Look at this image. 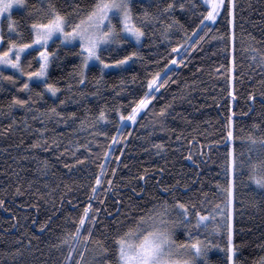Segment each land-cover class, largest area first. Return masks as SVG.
Returning <instances> with one entry per match:
<instances>
[{
    "label": "snow or ice",
    "instance_id": "obj_1",
    "mask_svg": "<svg viewBox=\"0 0 264 264\" xmlns=\"http://www.w3.org/2000/svg\"><path fill=\"white\" fill-rule=\"evenodd\" d=\"M139 2L0 0V81L16 84L21 77H27L19 87L29 94L27 98L13 96L9 107L20 106L32 111L33 105L37 100H43L46 93L58 99L61 88L51 82L50 68L60 59L61 50L80 58L74 72L76 83L84 86L93 70L99 72L102 80L106 70L125 72L130 68V62L142 59L143 54L138 48L128 51L125 45L130 41L142 44L149 22L162 24L160 35L170 48L167 56L152 61L157 65L160 60H166V63L149 71L141 88L121 89L131 97L126 107L121 100L119 106L105 104L95 113L85 109L83 116L56 105L42 112L36 109L42 120L39 131L43 142L37 139L30 147L48 150V129L43 125L44 119L63 124L74 136L69 139L71 147L57 151V156L62 159L67 153L72 159L63 160L64 168L69 173L84 171L88 177L89 193L87 200L80 204L82 211L76 216L69 214L50 248L60 253L58 264H246L242 258L244 243L237 244L234 240V219L241 203L238 200L240 188L247 186L245 176L258 189L264 190V36L259 39L250 36L254 44L245 41L243 26L237 22L236 0H167L162 9L157 5L156 13L144 8L143 3L141 8L144 10L137 13L135 4ZM16 6L26 10V30L13 19ZM177 7L187 8L193 15L199 13L194 26L185 29L178 20H162L165 15L172 17ZM221 20L226 21L222 33L217 27ZM177 31L182 35L177 36ZM210 41H216L223 51L224 61L216 69L217 74L223 75L231 85L226 89L231 107L226 108L220 136L213 141L223 147V154L211 183L201 180L203 172L197 171L191 180H178L167 185L162 180L157 181L154 193L137 185L131 189L133 196L127 203L122 195H114V211H107L109 194L119 191L115 187L116 169L110 168L109 161L121 142H127L124 130L138 124L145 127L140 120L149 113L153 120L162 124V119L157 116L165 117L171 105L161 107L156 113L153 101L159 99L161 89L178 82L180 66L187 68L196 50ZM242 53H247L250 68L260 70L261 78L257 81L262 88L259 113L254 107L258 99L255 92H248L246 106H239L236 84L242 83L243 79L242 68L237 70L244 62ZM33 61L38 65L34 70ZM219 69L224 71L221 73ZM249 79H252L251 74ZM120 82L121 85L126 83L123 79ZM135 82L136 74L133 73L131 83ZM67 87L71 89L72 85ZM65 103V100H59V105ZM257 115L259 119L255 118ZM37 118L33 116V119ZM246 121L251 122L246 124ZM74 124L78 126L73 128ZM127 136H131V132ZM195 142L193 138L192 143ZM51 143L56 150L61 149L56 138ZM154 146L160 150L165 147L163 143ZM33 159L37 161V171L47 176L51 160L41 159L38 155H33ZM188 159L197 164L191 151ZM115 161L119 162L120 157L115 156ZM90 165L97 167L88 172ZM145 176L146 173L142 174L140 179L144 180ZM3 204L0 200V205ZM51 219L49 217L48 223L39 225L41 232L49 229ZM27 243L30 249L32 241ZM256 246L264 251V241ZM214 250L222 252L223 256L212 260L210 253ZM53 264L57 262L53 261ZM252 264H264V256L252 260Z\"/></svg>",
    "mask_w": 264,
    "mask_h": 264
},
{
    "label": "trees",
    "instance_id": "obj_2",
    "mask_svg": "<svg viewBox=\"0 0 264 264\" xmlns=\"http://www.w3.org/2000/svg\"><path fill=\"white\" fill-rule=\"evenodd\" d=\"M166 2L167 0L140 1L135 4V9L137 13H141L144 10L141 8L143 3L144 8L156 13L157 5L162 9ZM236 3L237 22L243 26L244 39L249 44H254L250 36L257 39L264 36V0H236ZM198 14L193 15L191 10L177 7L172 17L165 15L162 20H178L188 29L194 26ZM13 19L27 29V13L24 8L14 12ZM225 24L226 21L221 20L217 25L221 33ZM161 30V23L149 22L142 44L136 46L129 42V45H125L128 51L138 48L143 54L142 59L130 62L131 66L125 72L107 70L102 80L99 72L93 70L88 74L84 86L77 84L75 79L74 66L80 63V58L61 50L60 59L50 68L51 82H56L61 88L57 94L58 99L46 93L43 100H37L33 105L32 111L20 106L9 107L13 96L27 98L29 95L19 87L27 77H21L16 84L0 81V200L4 201L0 205V264H53V261L58 264L60 253L51 249L50 245L55 242L56 235L62 230L60 226L65 223L69 214L76 216L82 211L80 204L87 200L89 193L88 177L84 171L69 173L63 166V160H71L72 157L67 153L63 154L62 159L57 156V151L62 152L64 147H71L69 139L74 136L63 124L44 119L43 125L48 129V150L30 147L37 139L43 142L39 131L42 120L36 109L42 112L56 105L67 112L77 111L78 115L83 116L85 109L95 113L105 104L119 106L121 100H124L126 107L131 99L126 90L141 88L146 82L144 78L147 73L166 63V60H160L159 65L152 62L170 52L168 43L160 35ZM176 35L180 36L182 33L177 31ZM237 35L239 37V31ZM175 42L174 39L173 43ZM242 56L244 62L238 65L237 70L242 68L243 79L242 83L236 84L240 94L239 106H246L247 93L255 92L258 99L254 107L259 113L262 88L257 81L261 78L260 70L249 67L247 53H242ZM223 61L222 48L216 41L204 43L202 48L196 50L187 68L180 66L178 82L161 89L159 99L153 101L156 113L161 107L171 105L165 117L157 116V119H162V124L153 120L149 113L140 120V124L145 127L138 124L124 130L127 142L122 141L115 152L120 161L116 162L115 156L109 161L110 168L116 169L115 187L119 191L109 194L107 211H114V195H122L127 203L128 198L133 196L131 189L137 185L145 186L147 191L154 193L157 191V181L162 180L165 185L175 184L178 180L193 179L197 171L203 172L201 180L211 183L223 154V147L213 141L220 136L226 108L231 107L226 91L231 85L216 71ZM32 63L34 70L38 65L35 61ZM219 71L222 73L224 70ZM133 73L136 74L135 83H131ZM249 74L252 79H249ZM121 79L126 82L124 85H121ZM237 79L240 80L241 77L238 76ZM97 80L100 82L97 83ZM69 84L72 85L71 89L67 87ZM122 88L126 90L122 91ZM60 99L66 103L59 105ZM34 115L38 118L33 119ZM112 115L115 116L114 113ZM255 118L260 117L257 115ZM250 122L246 121V124ZM77 126L74 124L73 128ZM128 132H131V136H127ZM177 136L181 138L178 140ZM53 138L60 141L61 149L56 150V146L51 143ZM81 138H84L83 133ZM193 138L195 143H192ZM100 139L104 140L103 137ZM159 143L165 145L164 149L154 146ZM190 151L193 160L197 161L196 165L188 159ZM33 155L51 160L47 176L37 171V161L33 159ZM96 167L90 165L87 171L91 172ZM145 173V179L141 180L140 176ZM244 180L247 186H242L238 195L241 203L238 204L234 219V240L237 244L244 243L242 258L246 260V264H252V260L264 256V251L256 246L264 241V190L258 189L246 176ZM17 188L20 189L19 193ZM49 217L52 218L49 229L41 232L39 225L48 223ZM101 217H104V211L101 212ZM33 221L38 223L33 224ZM29 240L32 241L30 249L27 243ZM221 241L223 245L224 241ZM219 256H223V253L216 250L210 253L212 260Z\"/></svg>",
    "mask_w": 264,
    "mask_h": 264
},
{
    "label": "rangeland",
    "instance_id": "obj_3",
    "mask_svg": "<svg viewBox=\"0 0 264 264\" xmlns=\"http://www.w3.org/2000/svg\"><path fill=\"white\" fill-rule=\"evenodd\" d=\"M140 1H148V0H140ZM23 10V8L22 7H19V6H16V7H14L13 8V13L14 12H18V11H22ZM4 23H6V20L4 21ZM130 42H132L133 44H135V41H130ZM136 45V44H135ZM136 46H139V45H136ZM113 70H115V69H113ZM7 71H11V70H7ZM107 71V70H106ZM27 79V78H26ZM49 96H51V94L50 93H47ZM52 97V96H51ZM222 242V241H221Z\"/></svg>",
    "mask_w": 264,
    "mask_h": 264
}]
</instances>
